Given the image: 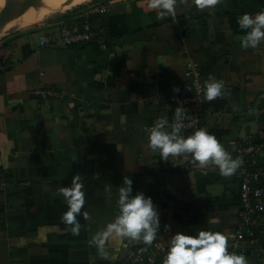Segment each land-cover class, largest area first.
Instances as JSON below:
<instances>
[{
    "label": "crops",
    "instance_id": "crops-1",
    "mask_svg": "<svg viewBox=\"0 0 264 264\" xmlns=\"http://www.w3.org/2000/svg\"><path fill=\"white\" fill-rule=\"evenodd\" d=\"M105 1L106 12L85 5L0 37V264H130L128 255L145 245L142 240L106 241L108 258L89 244L117 214L118 188L127 179L133 195L143 192L158 206L160 229L146 245L157 252L158 264L176 232L211 228L227 237L229 252L233 248L243 172L264 168L258 112L264 42L241 48L237 20L264 9V0H220L212 10L177 0L175 17L163 20L146 0ZM61 17L100 23L105 36L77 46H40L39 34ZM189 59L204 82L211 75L225 86V95L207 101L201 128L233 158L252 147L229 177L211 163L200 166L191 154L164 160L147 147L145 130L157 119L171 123V95L192 93ZM45 89L54 94L35 92ZM77 174L85 204L74 235L62 219L68 206L59 190ZM213 214L219 225L206 223ZM248 228L243 254L248 264H264V215Z\"/></svg>",
    "mask_w": 264,
    "mask_h": 264
},
{
    "label": "clouds",
    "instance_id": "clouds-1",
    "mask_svg": "<svg viewBox=\"0 0 264 264\" xmlns=\"http://www.w3.org/2000/svg\"><path fill=\"white\" fill-rule=\"evenodd\" d=\"M220 0H193L198 9L212 10ZM147 8L158 10L157 19L175 17L177 0H146ZM237 23L243 30L240 46L243 49L256 48L264 42V9L255 14H242ZM224 83L209 75L201 89L206 101L223 96ZM178 92L179 88H174ZM184 112L182 107H176L174 120L170 123L166 119H157L147 128V147L152 152L167 160L169 156L181 157L191 154L193 161L200 166L209 163L219 169L224 177L233 175L243 163L242 159L233 158L218 139L205 128L195 130L191 135H182L184 128ZM171 130L168 131L167 129ZM132 179H127L118 188L116 201L117 214L114 218L93 234L90 245H94L103 258H108L105 242L112 239L142 240L145 245H151L160 229V213L151 196L143 192L133 195ZM80 176L72 178L69 186H62V194L68 208L62 215L63 221L71 226V232L79 235L81 224L77 217L85 204V194L82 191ZM109 193L111 189H106ZM87 217V213H84ZM207 224L219 225L220 218L213 214L206 220ZM163 264H248L243 253L227 250V237L211 228H197L192 233L176 232L170 236L167 253Z\"/></svg>",
    "mask_w": 264,
    "mask_h": 264
},
{
    "label": "built area",
    "instance_id": "built-area-1",
    "mask_svg": "<svg viewBox=\"0 0 264 264\" xmlns=\"http://www.w3.org/2000/svg\"><path fill=\"white\" fill-rule=\"evenodd\" d=\"M88 9L92 13H103L109 10V4L104 1H92L88 4ZM45 27L46 32L39 34V45H63L77 46L84 43L102 39L105 36V28L100 23L90 19L72 21L68 18H59L56 22H49ZM185 76L191 81L192 93L189 95H171L170 99L176 107H182L184 112V128L191 134L201 128L202 115L206 111L207 101L201 91L204 79L197 68V64L189 59L187 62ZM46 90V89H45ZM36 90L35 92L43 96L53 95L51 90ZM34 92V91H33ZM258 112L264 116V91L261 94V105ZM174 120V116L171 122ZM252 151L243 147L238 151V157L244 160L245 153ZM240 218L236 236L232 242L230 252L245 253L247 249L240 245V241L245 237V230L255 223L258 215H264V168L253 171L245 169L240 181ZM130 264H158V254L154 248L142 245L135 252L129 253Z\"/></svg>",
    "mask_w": 264,
    "mask_h": 264
},
{
    "label": "rangeland",
    "instance_id": "rangeland-1",
    "mask_svg": "<svg viewBox=\"0 0 264 264\" xmlns=\"http://www.w3.org/2000/svg\"><path fill=\"white\" fill-rule=\"evenodd\" d=\"M36 0V2L26 8L25 12L33 17V24L29 27H36L48 22L53 17H57L62 13H66L82 6L88 5L96 0ZM70 2V3H65ZM65 3L64 5H62ZM27 26V25H26Z\"/></svg>",
    "mask_w": 264,
    "mask_h": 264
},
{
    "label": "water",
    "instance_id": "water-1",
    "mask_svg": "<svg viewBox=\"0 0 264 264\" xmlns=\"http://www.w3.org/2000/svg\"><path fill=\"white\" fill-rule=\"evenodd\" d=\"M35 2L36 0H23L20 3L14 0H5L2 4H0V31H8L9 28L14 24L17 15L23 13L26 8H28ZM18 5L20 7L19 9H16ZM13 30L14 29L12 28L8 32H11Z\"/></svg>",
    "mask_w": 264,
    "mask_h": 264
},
{
    "label": "bare ground",
    "instance_id": "bare-ground-1",
    "mask_svg": "<svg viewBox=\"0 0 264 264\" xmlns=\"http://www.w3.org/2000/svg\"><path fill=\"white\" fill-rule=\"evenodd\" d=\"M4 1L5 0H0V4H2ZM14 1L20 3L23 0H14ZM72 1H74V0H71L70 2H72ZM70 2H65V3H70ZM65 3H63L62 5H64ZM19 7L20 6L18 5L16 9H19ZM32 23H33V17H32V15H30L29 13L27 14L24 11L20 15H17V17L15 18L14 24L9 28V30L12 29V28L17 30V28H19V27L21 28L22 26H26V25L28 26L29 24H32ZM8 31H5V32H1L0 31V37L3 36L4 34H7Z\"/></svg>",
    "mask_w": 264,
    "mask_h": 264
}]
</instances>
